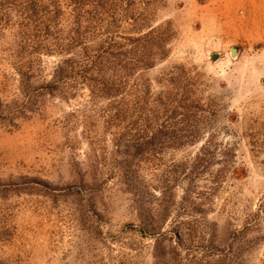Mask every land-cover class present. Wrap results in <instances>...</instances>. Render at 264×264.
I'll return each instance as SVG.
<instances>
[{
    "label": "rangeland",
    "instance_id": "374dc122",
    "mask_svg": "<svg viewBox=\"0 0 264 264\" xmlns=\"http://www.w3.org/2000/svg\"><path fill=\"white\" fill-rule=\"evenodd\" d=\"M203 1L0 0V264H264V60Z\"/></svg>",
    "mask_w": 264,
    "mask_h": 264
},
{
    "label": "crops",
    "instance_id": "0c3cea01",
    "mask_svg": "<svg viewBox=\"0 0 264 264\" xmlns=\"http://www.w3.org/2000/svg\"><path fill=\"white\" fill-rule=\"evenodd\" d=\"M205 4L210 3H230L231 5L227 10H224V12L221 10L215 11L216 13L214 15L208 16L209 18H219L220 16L223 17L226 15L227 17H235L234 21L232 23V27L234 30L232 32L234 33V36H231V41H236L238 45H236L234 50V56L241 60L247 56H251L253 58H256L261 62L263 65L264 60V0H204ZM246 3L248 4L245 8V12H242L240 17L236 16L237 9L236 7L238 4ZM208 14V11H206ZM239 18V19H237ZM227 24V23H226ZM225 26V24H223ZM226 29L222 33V37L219 35L221 39H224L226 41H229L228 39V32ZM215 34L212 33V36ZM216 36V35H215ZM218 35L216 36V38ZM256 46H260L259 49H253ZM255 53H259L261 57L257 56L254 57ZM261 59V60H260ZM257 77L255 82L258 80Z\"/></svg>",
    "mask_w": 264,
    "mask_h": 264
},
{
    "label": "water",
    "instance_id": "95a60500",
    "mask_svg": "<svg viewBox=\"0 0 264 264\" xmlns=\"http://www.w3.org/2000/svg\"><path fill=\"white\" fill-rule=\"evenodd\" d=\"M232 51H234L233 49H231Z\"/></svg>",
    "mask_w": 264,
    "mask_h": 264
}]
</instances>
